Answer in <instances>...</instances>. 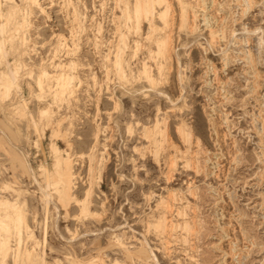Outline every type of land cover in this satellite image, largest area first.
Here are the masks:
<instances>
[{
    "label": "rangeland",
    "instance_id": "1",
    "mask_svg": "<svg viewBox=\"0 0 264 264\" xmlns=\"http://www.w3.org/2000/svg\"><path fill=\"white\" fill-rule=\"evenodd\" d=\"M23 1L0 0L27 27H8L17 46L0 64H23L0 93V199L26 222L22 245L19 229L4 235L0 264H264V0H162L140 33L123 14L135 0H38L29 15ZM72 61L77 89L61 100L58 65ZM67 158L69 200L54 185Z\"/></svg>",
    "mask_w": 264,
    "mask_h": 264
},
{
    "label": "bare ground",
    "instance_id": "2",
    "mask_svg": "<svg viewBox=\"0 0 264 264\" xmlns=\"http://www.w3.org/2000/svg\"><path fill=\"white\" fill-rule=\"evenodd\" d=\"M26 1H28L26 4H27V7H24V8H21V9H23V13L25 12V11H32V9H31V5L33 6V5H35V4H37V6H38V0H25V1H23V2H26ZM67 1V0H66ZM124 1H126V0H124ZM162 0H135V4H134V6L131 8V7H125V10H124V16H125V18H126V20H127V22L126 23H128V21L129 22H131L132 23V30L133 31H135L136 33H140L141 32V30H142V27H143V23L145 22V21H148V23L150 24L149 26H152V24H154L153 23V21H154V10H155V6H156V4L158 5V3L159 2H161ZM165 0H163L162 2H164ZM7 2V1H6ZM11 2V1H10ZM14 3H15V1H13ZM182 2V1H181ZM247 2V1H246ZM67 3V2H66ZM128 3V2H127ZM126 3V4H127ZM203 3V2H202ZM16 4V3H15ZM213 4V3H212ZM1 5V4H0ZM8 5V4H7ZM11 5V4H10ZM12 5H14V4H12ZM25 5V4H24ZM66 5H69V4H66ZM70 5H72V3H70ZM74 5V4H73ZM184 5V4H183ZM41 6V5H40ZM39 6V7H40ZM130 6V5H129ZM201 6H202V4H201ZM213 6V5H212ZM4 7V6H3ZM8 7H10V6H7V8ZM185 7H188V6H185ZM163 8H164V10H163V12H161L160 14H159V16L162 18V19H165V21H166V23H168L167 22V17L169 16V13H170V10H171V7H170V5L168 4V2H165L164 3V5H163ZM190 8V7H189ZM0 9H1V6H0ZM27 9V10H26ZM40 9H43V8H40ZM8 10V9H7ZM187 10V9H186ZM19 11H21L20 10V8L16 5V7H11V9L8 11V13L7 14H4V12H3V10H0V64L2 63V60H5V58H6V55L8 56V53H7V51H6V44H7V42L8 41H10V46H11V48H13L14 49V46L16 45H14V43H15V41H16V39H15V35H17V34H19V32H21V30L25 27L24 25H25V17H24V22L23 23H21V20L20 21H17L16 20V17H17V15H18V13H19ZM43 11V10H42ZM45 11V10H44ZM182 11H185L184 9H182ZM34 12V11H33ZM156 12V11H155ZM26 13V12H25ZM36 13V12H35ZM76 13H79V12H76ZM186 13V12H185ZM46 14V13H45ZM174 14V13H173ZM183 14H184V12H183ZM25 15H29V14H25ZM24 15V16H25ZM77 15V14H76ZM76 15H74V16H76ZM79 16V15H78ZM123 16V17H124ZM171 16V15H170ZM18 17H20L19 15H18ZM28 17V16H27ZM77 17V16H76ZM75 17V18H76ZM203 17V16H202ZM73 18V17H72ZM78 18V17H77ZM80 18V17H79ZM124 18V19H125ZM186 18V17H185ZM3 19V20H2ZM18 19H20V18H18ZM29 19V18H28ZM27 19V20H28ZM192 19V18H191ZM208 19V18H207ZM75 20V19H74ZM82 20V19H81ZM187 20H188V18H187ZM74 22V21H73ZM79 22H81V21H79ZM84 22V21H83ZM170 22V21H169ZM186 22V21H185ZM188 22V21H187ZM186 22V23H187ZM195 22V21H194ZM75 23V22H74ZM29 24V23H28ZM76 24H77V22H76ZM85 24V23H84ZM185 24V23H184ZM189 24V23H188ZM27 25V24H26ZM79 25H82V24H79ZM100 26H101V24H99ZM125 25V24H124ZM12 27V30H13V32H15V35L13 36H11V34H10V36H11V39L10 40H7V38L5 37V34L6 33H8V27ZM28 27L30 26V24L29 25H27ZM99 26V27H100ZM130 26V25H129ZM193 26V25H192ZM72 27V26H71ZM83 27V26H82ZM82 27H80L81 28V30L83 29ZM188 27V26H187ZM25 28H27V27H25ZM76 28V27H75ZM80 28H79V30H80ZM98 28V27H97ZM150 28L151 27H149V29L148 30H150ZM157 28V27H156ZM156 28H153L152 27V32H155V30H156ZM189 28V27H188ZM100 29H101V27H100ZM129 30H130V27L128 28ZM24 30V29H23ZM26 30V29H25ZM70 30H72V29H70ZM78 30V31H79ZM80 30V31H81ZM103 30V29H102ZM186 30H187V28H186ZM193 30V29H192ZM218 30V29H217ZM98 31H100V30H98ZM229 31V30H228ZM22 32H24V31H22ZM73 32V31H72ZM75 32H77V31H75ZM74 32V33H75ZM84 32H85V27H84ZM88 32V31H87ZM97 32V31H96ZM129 32H131V31H129ZM213 32V33H212ZM211 33H212V37L213 38H215L214 37V31H212ZM10 33V32H9ZM31 33V32H30ZM78 33V32H77ZM101 33V32H100ZM132 33V32H131ZM135 33V34H136ZM151 33V32H150ZM199 33V32H198ZM155 34H156V32H155ZM154 34V35H155ZM164 34H165V32H164ZM202 34V33H201ZM22 35V34H21ZM20 35V36H21ZM74 35V34H73ZM72 35V36H73ZM156 35H158V34H156ZM26 35H24V37H25ZM75 36H77V35H75ZM78 36H80V35H78ZM148 36V35H147ZM152 36V35H151ZM170 36V35H169ZM24 37H20V44H24L25 43V41H26V39L24 38ZM123 37V36H122ZM125 37V36H124ZM140 37V36H139ZM142 37V36H141ZM141 37H140V39H141ZM154 37V36H153ZM152 37V38H153ZM157 37V36H156ZM155 37V38H156ZM9 38V37H8ZM75 38V37H74ZM77 38V37H76ZM76 38H75V40H76ZM127 37H125V39H126ZM145 38V37H144ZM159 38V37H158ZM168 38V36H163V37H160V39H158L157 41H156V44H157V49H158V53H157V55L158 56H162L163 58H167L166 57V54H167V50H168V40L169 39H167ZM29 39V38H28ZM64 39H66L65 37H64ZM122 40H123V38H121ZM120 39V40H121ZM151 39V38H150ZM172 39V38H171ZM19 40V39H18ZM62 40V39H61ZM67 40V39H66ZM75 40H73L74 41V43H76L75 42ZM107 40V39H106ZM121 40V41H122ZM148 40H149V38H148ZM224 40V39H223ZM249 40V39H248ZM29 40H27V42H28ZM153 41H154V39H153ZM244 41V40H243ZM26 42V43H27ZM78 42V41H77ZM120 42V41H119ZM126 42V41H125ZM125 42H122V43H124V45L126 44ZM152 42V41H151ZM232 42V41H231ZM248 42H250V41H248ZM29 43V42H28ZM63 43V42H62ZM99 43V42H98ZM138 43H140V42H138ZM154 43V42H153ZM210 43V42H209ZM60 44V43H59ZM58 44V45H59ZM117 44V43H116ZM119 44H121V43H119ZM137 44V43H136ZM216 44V43H215ZM225 44V43H224ZM230 44V43H229ZM244 44V43H243ZM14 45V46H13ZM28 45V44H27ZM68 45V44H67ZM72 45H73V43H72ZM122 45V44H121ZM139 45V44H138ZM142 45V44H141ZM149 45V44H148ZM152 45V44H151ZM172 45H174V44H172ZM179 45V44H178ZM17 46V45H16ZM64 46V45H63ZM66 46V45H65ZM107 46V45H106ZM130 46V45H129ZM188 46V45H187ZM226 46V45H225ZM240 46H242V45H240ZM249 46H251V45H249ZM248 46V47H249ZM27 47V46H26ZM58 47V46H57ZM74 47H76V46H74ZM78 47V46H77ZM127 46L125 45V47L124 48H126ZM139 47V46H138ZM181 47V46H180ZM247 47V48H248ZM16 48V47H15ZM19 48H20V46H19ZM69 48H70V46H69ZM105 48V47H104ZM123 47H121L120 46V49H119V47H118V49L120 50L119 52V54H118V52H117V56H116V62H115V66L117 67V69L119 70V71H121V73L123 72L122 70H124L123 69V60L125 59V58H123V56H124V53H123V49H124ZM151 48V47H150ZM68 49V48H67ZM79 49V48H78ZM118 49H117V51H118ZM127 49V48H126ZM222 49V48H221ZM8 50V49H7ZM11 50V49H10ZM19 50V49H18ZM24 50H26V49H24ZM69 50V49H68ZM73 50V49H72ZM74 50H76V49H74ZM178 50V49H177ZM58 51H59V49H58ZM78 51V50H77ZM111 51V50H110ZM176 51V50H175ZM249 51H250V49H249ZM16 52H18V51H16ZM15 52V53H16ZM70 52V51H69ZM74 52V51H73ZM72 52V53H73ZM19 53V52H18ZM75 53V52H74ZM74 53H73V55H74ZM171 53V52H170ZM225 53V52H224ZM250 53V52H249ZM75 54H77V53H75ZM177 54V53H176ZM14 55V54H13ZM22 55V54H21ZM24 55V54H23ZM67 55H69V54H67ZM151 55V54H150ZM169 55V54H168ZM252 55V54H251ZM54 56H56L57 57V55H56V53H54ZM66 56V55H65ZM160 56V57H161ZM19 57V56H18ZM67 57V56H66ZM108 57V56H107ZM106 57V58H107ZM176 57H177V55H176ZM109 58V57H108ZM150 58H151V56H150ZM157 58V57H156ZM158 59V58H157ZM8 59H6V61H7ZM110 60V59H109ZM137 60V59H136ZM29 61V60H28ZM54 61V60H53ZM125 61V60H124ZM133 61V60H132ZM13 62V61H12ZM20 62V61H19ZM179 62V61H178ZM181 62V61H180ZM7 64H8V62H6ZM62 63V62H61ZM155 63H157L156 61H155ZM4 64V63H3ZM6 64V65H7ZM158 64V63H157ZM156 64V66H159V64L157 65ZM178 64V63H177ZM2 66V65H1ZM0 66V67H1ZM8 66V65H7ZM10 66V65H9ZM23 66V64L22 63H18V61H17V63L14 65V67H11L10 66V69L9 70H5V67H4V70L5 71H2V72H0V93H5V90H7L6 88H8V90L10 91V88H15V87H17L18 88V78H19V70H21L20 68ZM26 66V65H25ZM59 66V69L61 68V72H60V74L58 75V74H56L57 76H58V78L56 79V90H55V96L57 97V98H59V99H61V100H67L66 98H70V96H71V94H73V92L77 89H73V83H74V80L76 79V76H74V70L75 69H77L76 67H75V64L73 63V61H72V63H70V65L68 66H61V65H58ZM161 66V65H160ZM125 67V66H124ZM163 67H164V65H163ZM3 68V67H2ZM2 68H0V69H2ZM24 68V67H23ZM35 68V67H34ZM45 68V67H44ZM57 68V67H56ZM7 69V68H6ZM66 69H68V72L66 71ZM150 69V68H149ZM147 67H145L144 68V73L145 74H147V76H146V78L147 79H149L150 80V78H152V74H151V72H150V70H149ZM28 70H30V69H28ZM32 70V69H31ZM57 70V69H56ZM158 70V69H157ZM160 73H161V70H162V66L160 67ZM59 71V70H58ZM182 71V70H181ZM180 71V72H181ZM28 72V71H27ZM150 72V73H149ZM164 72V71H163ZM119 73V72H118ZM124 73H126L125 71H124ZM182 73V72H181ZM35 74V73H34ZM30 75H31V73H30ZM125 75V74H124ZM130 75V74H129ZM126 76V75H125ZM178 76H179V74H178ZM186 76V75H185ZM124 77V76H123ZM164 77V76H163ZM49 78H52L51 76H50V73L46 70V69H41L40 70V76L38 77V83L40 84V85H42L43 84V79L45 80V79H49ZM165 78V77H164ZM167 78V77H166ZM123 80V79H122ZM180 80V79H179ZM134 81V80H133ZM20 82V81H19ZM143 82V81H142ZM153 82V81H152ZM151 82V83H152ZM155 82V81H154ZM160 83V82H159ZM163 83V82H162ZM182 83V82H181ZM157 84V83H156ZM76 87H77V85H75ZM133 86V85H132ZM4 88H5V90H4ZM16 88V90H19V89H17ZM53 88V87H52ZM75 88V87H74ZM79 89V88H78ZM7 90V96H8V94L10 93L9 91ZM74 90V91H73ZM145 91V90H144ZM5 93V94H6ZM114 93V92H113ZM163 95V94H162ZM7 98V97H6ZM56 98V99H57ZM184 98V97H183ZM8 102V101H7ZM11 102V101H10ZM183 103V102H182ZM25 105V104H24ZM175 105V104H174ZM45 107V106H44ZM154 108V107H153ZM44 109V108H43ZM52 108H51V105H48L47 107H46V109L45 110H40V111H42V113L44 114V116L46 117H48V115H51V112H52V110H51ZM12 110V109H11ZM39 111V112H40ZM50 113V114H49ZM39 114H41V113H39ZM42 114V115H43ZM57 114V113H56ZM55 115V114H54ZM49 117H52V116H49ZM49 117H48V119H49ZM169 118V117H168ZM42 119V118H41ZM163 119V118H162ZM33 120V119H32ZM158 120V119H157ZM51 121V120H50ZM50 121H49V123H50ZM48 122V121H47ZM166 122V121H165ZM157 124H159V123H157ZM167 124V123H166ZM133 126V125H132ZM158 126V125H157ZM181 128V127H180ZM187 128V127H186ZM148 130V129H147ZM167 131V130H166ZM137 132V131H136ZM148 132V131H147ZM185 132V131H184ZM165 133V132H164ZM167 133V132H166ZM178 133H180V132H178ZM181 134V133H180ZM148 135H149V133H148ZM166 135H168V134H166ZM183 135V134H182ZM144 136V135H143ZM159 136V135H158ZM188 136V135H187ZM165 137V136H164ZM185 137V136H184ZM192 137V136H191ZM167 139H168V137H166ZM165 138V139H166ZM146 139H147V137H146ZM157 139V138H156ZM159 139V138H158ZM186 139H187V137H186ZM140 140V139H139ZM164 140V139H163ZM167 141V140H166ZM9 142V141H8ZM11 144V143H10ZM162 144V143H161ZM166 144V143H165ZM168 144V143H167ZM185 144H187L186 143V141H185ZM152 145V144H151ZM191 145V144H190ZM156 146V145H155ZM162 146V145H161ZM159 148V147H158ZM172 148V147H171ZM176 148V147H175ZM167 149V148H166ZM153 150V149H152ZM158 150V149H157ZM164 150V149H163ZM55 151H56V153H57V151L58 150H56L55 149ZM188 151V150H187ZM63 152V151H62ZM59 154H57V155H59L58 157V159H60L61 158V156H60V153L61 152H58ZM155 153H157V152H155ZM154 153V154H155ZM171 155V154H170ZM191 155V154H190ZM172 156V155H171ZM28 157V156H27ZM57 157V156H56ZM200 157V156H199ZM94 158V157H93ZM26 159V158H25ZM162 159V158H161ZM171 159V158H170ZM108 160V159H107ZM166 160V159H165ZM178 160V159H177ZM198 161V160H197ZM63 162L65 163V166L62 168V170L61 171H59L60 173L57 175L58 177V179L54 182V185H56L57 187H58V190H59V193H60V197L61 196H63V198L64 197H66L67 198V200H69L68 198H69V190H70V184H71V180H72V173H71V164H70V160H69V158H67V159H65V160H63ZM190 162V161H189ZM59 163H60V161H59ZM61 163H62V161H61ZM26 164H28V163H26ZM29 165V164H28ZM173 165H174V163H173ZM179 165V164H178ZM56 166H57V164H56ZM166 166H167V164H166ZM170 166V165H169ZM187 166V165H186ZM172 167V166H171ZM101 168V167H100ZM191 168V167H190ZM197 168V167H196ZM96 169V168H95ZM201 169V168H200ZM95 171V170H94ZM173 171V170H172ZM177 171V170H176ZM198 172V171H197ZM46 177H47V175H46ZM168 179V178H167ZM48 182V181H47ZM171 182V181H170ZM37 184V183H36ZM192 185V184H191ZM48 186V185H47ZM168 187V186H167ZM39 188H40V186H39ZM47 188V187H46ZM194 188V187H193ZM41 189V188H40ZM42 190V189H41ZM11 191V190H10ZM74 191V190H73ZM200 191V190H199ZM4 192V191H3ZM41 192V191H40ZM91 192V191H90ZM184 192V191H183ZM35 193V192H34ZM43 194V193H42ZM91 195V194H90ZM171 196V195H170ZM180 196V195H179ZM44 197L46 198V199H48V201H50V194H47V193H44ZM169 197V196H168ZM172 197V196H171ZM91 198V197H90ZM65 199V198H64ZM63 199V200H64ZM174 199V198H173ZM175 201H176V199H175ZM51 202V201H50ZM80 202V201H79ZM164 202V201H163ZM162 202V203H163ZM178 203V202H177ZM83 204H85V202L83 203ZM170 204V203H169ZM123 207V206H122ZM161 207V206H160ZM164 207V206H163ZM184 207V206H183ZM191 207V206H190ZM46 208H47V205H46ZM45 208V209H46ZM57 208V207H56ZM165 208V207H164ZM169 209H171V208H169ZM175 209V208H174ZM3 211H5L4 213H3ZM121 211V210H120ZM199 211V210H198ZM11 212H13V213H11ZM170 212V211H169ZM177 212V211H176ZM24 213V212H23ZM155 213V212H154ZM171 213V212H170ZM180 213V212H179ZM182 213V212H181ZM185 213V212H184ZM4 214V215H3ZM26 214V213H25ZM24 215V214H23ZM22 215V209H18V207H17V203L15 202V203H13V202H11L9 199H6L5 197H1V199H0V218H2V219H5V220H1L0 219V255H2L3 257H6V255H7V252L9 251V249L7 248L6 249V244H7V242L5 243V241H7L8 240V238H6V237H4V235H6V233L8 232V231H11V228H13V229H19V231H17V233H18V237H19V243L18 244H21L22 242H23V237H22V231H23V229L25 228V226H26V222H24V220H25V218L23 219V217H25V216H23ZM46 216V215H45ZM166 216V215H165ZM185 216V215H184ZM164 217V216H163ZM195 217V216H194ZM13 218V219H12ZM180 218H181V216H180ZM185 218V217H184ZM6 219H10V221H8V220H6ZM169 219V218H168ZM57 220V219H56ZM55 220V221H56ZM157 220V219H156ZM160 220V219H159ZM164 221V220H163ZM167 221V220H166ZM176 222V221H175ZM178 222V221H177ZM190 222V221H189ZM165 223V222H164ZM168 223V222H167ZM59 224V223H58ZM163 225V223L161 222V226ZM55 226V225H54ZM158 226V225H157ZM160 226V227H161ZM175 227V226H174ZM181 227V226H180ZM190 227V226H189ZM189 227L187 226V229H189ZM151 228V227H150ZM156 228V227H155ZM186 228V227H185ZM176 229H177V226H176ZM91 230V229H90ZM160 230V229H159ZM162 230V229H161ZM175 230V229H174ZM179 230V229H178ZM183 230V229H182ZM185 230V229H184ZM194 230V229H193ZM113 231V230H112ZM132 231V230H131ZM149 231V230H148ZM173 231V230H172ZM187 231H190V230H187ZM164 232V233H163ZM194 232V231H193ZM78 233V232H77ZM103 233H104V231H103ZM162 233L163 234H165V231H162ZM198 233V232H197ZM167 234V233H166ZM201 234V233H200ZM8 235V234H7ZM83 236V235H82ZM85 236V235H84ZM199 236V235H198ZM189 237V236H188ZM116 238H118V237H116ZM177 238V237H176ZM143 239H145V238H143ZM119 240V239H118ZM121 240H122V238H121ZM135 240H137V239H135ZM188 240V239H187ZM130 241V240H129ZM119 242H121V241H119ZM165 242V241H164ZM169 242V241H168ZM188 242V241H187ZM126 243V242H125ZM153 243V242H152ZM191 243H193V242H191ZM17 244V245H18ZM176 244V243H175ZM9 245V244H8ZM7 245V246H8ZM22 245V244H21ZM144 245V244H143ZM178 245V244H177ZM20 246V245H19ZM85 246V245H84ZM170 246V245H169ZM144 247V246H143ZM171 247V246H170ZM196 247V246H195ZM18 248V250H19V247H17ZM164 248V247H163ZM168 248V247H167ZM74 250V249H73ZM123 250V249H122ZM168 250V249H167ZM17 251V250H16ZM130 251V250H129ZM152 251V250H151ZM19 253H20V251H18ZM181 252V251H180ZM182 252H184V251H182ZM30 253V254H29ZM152 253V252H151ZM153 256H154V254H152ZM28 258V260L32 257V252L31 251H28V254L26 255ZM107 259V258H106ZM156 259V258H155ZM31 260V259H30ZM103 261V260H102ZM155 261H157V260H155ZM43 262V261H42ZM44 263V262H43ZM94 264H95V261L93 262ZM157 263V262H156ZM42 264V263H41ZM82 264V263H81ZM87 264H92V263H87ZM115 264H120V263H115ZM122 264V263H121Z\"/></svg>",
    "mask_w": 264,
    "mask_h": 264
}]
</instances>
